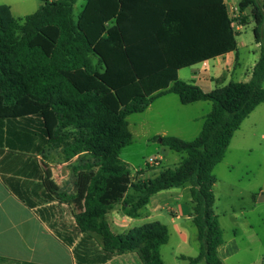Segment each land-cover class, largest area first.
Listing matches in <instances>:
<instances>
[{
  "label": "trees",
  "instance_id": "16d2710c",
  "mask_svg": "<svg viewBox=\"0 0 264 264\" xmlns=\"http://www.w3.org/2000/svg\"><path fill=\"white\" fill-rule=\"evenodd\" d=\"M43 0L33 14L15 17L0 5V123L38 117L41 136L66 160L81 154L93 162L78 173L83 209L66 218L75 196H17L52 233L74 247L77 264H108L136 253L143 264H164L168 229L159 222L114 233L106 220L123 205L130 217L156 193L190 183L199 254L186 264H223V233L216 213L214 167L235 132L264 103V0H241V26L251 18L260 57L248 82L230 81L205 91L178 71L236 50L237 33L223 0ZM173 93L183 105L212 103L200 134L187 141L156 137L186 157L175 168L142 178L120 159L132 142L127 117ZM33 197V198H32ZM31 198L34 199V196ZM30 198V199H31Z\"/></svg>",
  "mask_w": 264,
  "mask_h": 264
},
{
  "label": "crops",
  "instance_id": "0c3cea01",
  "mask_svg": "<svg viewBox=\"0 0 264 264\" xmlns=\"http://www.w3.org/2000/svg\"><path fill=\"white\" fill-rule=\"evenodd\" d=\"M223 1L225 6L229 3L239 7L241 0L239 2ZM0 5L8 6L12 15L15 16L10 4L0 3ZM250 21L252 22L251 18ZM245 26H241L238 30L242 31ZM256 46L260 49V44L256 43ZM237 57H239L238 62H236ZM259 57L260 54L254 60L249 59L244 65L241 64L236 39L234 52L180 69L178 77L205 91L224 86L230 81L245 83L250 81ZM189 71L191 73L189 79H183L182 74ZM175 96L179 99L173 93L157 98L144 112L137 113L139 115L135 117L139 120L132 123V127L129 119L133 114L127 117L132 142L122 149L120 159L135 172L144 170V173L140 175L142 178H154L166 169L156 171L155 167L162 166V161L167 158L164 153H160L164 149L161 142L153 141V138L179 136L175 135L176 133H170V127L164 125L163 119L164 113L172 112L171 105L175 104V107H180ZM204 102L206 101L191 104L202 107L205 105ZM179 103H181L180 99ZM211 109L212 107L205 112L207 108H204L201 116L189 118L191 122L201 124V129L197 126L195 138L200 134L205 117ZM176 118L172 114L169 120L171 125L175 123L180 125L178 124L179 118ZM1 125L2 123H0V264H77L73 252L74 247H69L60 241L34 210L26 206L17 196H30L29 200L34 201L35 205L38 201L36 196H75L63 205L66 208V218H71L83 209V199L77 197L81 195L78 194L76 181L78 173L85 171V168L93 162L91 155L81 153L66 160L60 150H54L47 139L41 136L42 130L38 117L18 118L10 124ZM181 138L190 141V139ZM138 143L147 149L155 147L156 157L159 159L157 165H149L148 162L144 166L138 165L139 161L135 158L134 152V147ZM160 144L162 147L157 146ZM181 154L182 161L186 154ZM191 187L190 183H186L183 186L156 193L135 218L128 215L123 205H117L109 212L106 220L116 234H126L133 228L147 223L159 222L165 225L168 229V241L160 249L164 264L167 262L163 249L171 241L173 243L171 256L173 264H186L187 261H182L180 256L194 258L197 256L192 253L195 250V244L198 243L199 247L197 229L193 222ZM235 252L236 246L233 241L227 243L224 241L218 249L223 264L232 258ZM108 264L143 263L136 253H125L115 256Z\"/></svg>",
  "mask_w": 264,
  "mask_h": 264
},
{
  "label": "rangeland",
  "instance_id": "374dc122",
  "mask_svg": "<svg viewBox=\"0 0 264 264\" xmlns=\"http://www.w3.org/2000/svg\"><path fill=\"white\" fill-rule=\"evenodd\" d=\"M86 1L78 0L75 4L73 14L75 20ZM234 1L239 2L240 0ZM0 3L10 4L15 16L24 17L35 13L41 7L43 0H0ZM249 12L248 9L241 13L240 19L244 15H249ZM254 27L255 23L250 21L242 31H239L233 24V28L238 34L236 39L240 61L243 65L249 59L252 61L260 54V49L257 48L254 38ZM238 61L239 57L236 58V62ZM190 74V71L185 72L182 74V78L187 80ZM262 85L264 87V81ZM174 98L180 107H175V104L170 106L172 112L163 114L164 125L170 127V133L179 135L175 137L192 140L197 133V126L201 129V124L200 122H191L189 118L201 116L204 113V108H207L205 112L208 111L212 107V103L206 101L202 107L192 104L182 105L176 96ZM172 114L179 118V126L177 123L171 125L169 120ZM138 115L133 114L129 119L131 127L132 123L139 120L138 117H135ZM157 142H160V138ZM157 146L162 147L163 145ZM163 147L164 149L160 153H164L167 159L162 161V166L155 167L156 171L176 167L183 157L181 153ZM154 148L152 146L147 149L140 143L136 144L134 152L135 158L139 161L138 165L144 166L150 157L157 156ZM213 175L215 178L213 186L216 197L215 207L223 239L225 243L233 241L236 246L234 256L225 264H264V103L250 114L235 132L223 160L214 167ZM197 244L192 252L193 255L199 254ZM172 250L173 243L171 241L163 249L167 264H173Z\"/></svg>",
  "mask_w": 264,
  "mask_h": 264
},
{
  "label": "built area",
  "instance_id": "2783aa9c",
  "mask_svg": "<svg viewBox=\"0 0 264 264\" xmlns=\"http://www.w3.org/2000/svg\"><path fill=\"white\" fill-rule=\"evenodd\" d=\"M227 10H228V17L232 21V25L235 24L236 28L239 29L241 27L240 24V15H241V10L238 6H235L233 4H226ZM159 162L158 157H151L150 160L148 161L149 165H157Z\"/></svg>",
  "mask_w": 264,
  "mask_h": 264
},
{
  "label": "water",
  "instance_id": "95a60500",
  "mask_svg": "<svg viewBox=\"0 0 264 264\" xmlns=\"http://www.w3.org/2000/svg\"><path fill=\"white\" fill-rule=\"evenodd\" d=\"M160 142H161V140H160Z\"/></svg>",
  "mask_w": 264,
  "mask_h": 264
}]
</instances>
